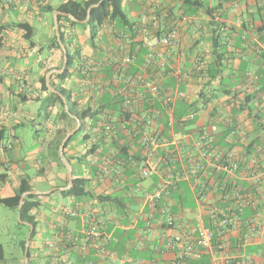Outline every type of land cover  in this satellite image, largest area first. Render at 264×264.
<instances>
[{
	"label": "crops",
	"instance_id": "crops-1",
	"mask_svg": "<svg viewBox=\"0 0 264 264\" xmlns=\"http://www.w3.org/2000/svg\"><path fill=\"white\" fill-rule=\"evenodd\" d=\"M67 1L0 0V196L13 197L23 180L32 188L27 196H33L32 202L39 207L30 213L37 224L29 248L31 264H124L126 260L125 264H171L181 250L171 239L183 233L195 240V218L201 215L205 224L212 219L215 226L211 213L223 210L229 211L233 225L223 236L216 232L215 257L225 264L243 260L264 264V0H123L129 24L106 23L97 39L98 52L113 46L119 34L135 40L137 50L143 40L178 33L176 48L153 78L164 91L181 92L183 98L175 100L173 109L191 106L195 119L184 118L179 132L166 130L165 136H177L181 170L194 155L195 142L203 133L220 154L233 153L239 169L221 172L222 185H232L228 197L218 193V175L213 176L210 168L199 174V185L194 186L177 177L181 170L177 176H165L157 156L150 162L158 172L141 178L142 150L137 139H129L119 129L122 121L112 107V94L106 91L96 98L91 91L85 94L78 60L65 81L56 78L62 74L64 50L54 44L55 18L60 16L59 6ZM20 24L31 31L19 28ZM60 24L71 54L78 48L85 57L96 55L86 28L65 20ZM45 36L53 40L43 60ZM145 53L143 48L139 51L138 64ZM101 75L110 78V70ZM43 80L48 91L43 89ZM52 84L64 88L80 111L104 107L96 125L93 119H86L82 133L65 149L74 177L88 180L87 195L81 198L64 196L58 190L69 185V178L57 159L60 147L58 152L56 147L62 136L63 143L76 130L79 120L61 117L60 106L51 103L50 92L64 97ZM167 117L161 111L157 123L164 126ZM103 121L117 127L114 139L100 127ZM28 125L35 128L36 148L23 154L19 131ZM36 153L47 159L45 164L33 159ZM253 156L259 165L252 170ZM104 168H108L107 175ZM168 181L172 185L159 206L174 216L176 226L170 230L164 218L152 215L142 193L134 190L140 184L153 192ZM204 186L201 197L199 188ZM172 195L185 196L189 206H175ZM66 209L74 210L76 216L68 217ZM16 214L18 225L28 227ZM92 224L98 227L96 235L88 234ZM202 261L209 264L211 256H203ZM0 264L25 261L20 257L8 262L5 254Z\"/></svg>",
	"mask_w": 264,
	"mask_h": 264
},
{
	"label": "built area",
	"instance_id": "built-area-1",
	"mask_svg": "<svg viewBox=\"0 0 264 264\" xmlns=\"http://www.w3.org/2000/svg\"><path fill=\"white\" fill-rule=\"evenodd\" d=\"M177 39L178 33L171 31L164 37L143 40L142 45L134 50L135 40H129V36L119 34L117 40H113V46H108L104 51L91 57H85L80 52L77 59L83 86L82 91L85 94L88 95L91 91L96 98L102 97L104 92L108 91L114 100L121 101V111L119 112L121 120L118 119V121L122 122L119 129L129 139H137L144 157L141 168V178L143 179L151 178L158 172L157 166L150 162L153 156H157V159L163 163L166 147H177L179 144L176 135H173L170 141L169 138L163 136L164 126L158 124L156 119L161 112L155 106L158 104L167 113V124L172 129L174 124L173 104L175 100L182 99L183 94L178 91L175 93L164 91L153 78L156 70L162 69L166 65V61L178 44ZM142 48L146 53L143 55V62L138 64L137 57ZM198 63L201 64V60ZM107 69L110 70V78L101 75ZM176 73L181 79V71L177 70ZM194 118V113L188 116V120ZM100 127L106 131L107 135L115 137L117 130L115 124H107L103 121ZM211 143L212 141L206 133L197 139L195 153L187 160L188 167L182 170L177 176L178 178L188 179L196 186L199 185V174L204 173L208 168L223 173H232L239 169L233 153L222 155L217 149H212ZM107 174L108 168H104V175ZM163 174L169 176L166 171H163ZM171 185L172 182H165L153 192L143 189L140 184H136L134 188L135 191L142 193L152 215L159 214L164 218V225L168 230L176 226V221L168 209L159 208V203L168 193ZM235 194L241 196L240 193L235 192ZM227 195L228 193L225 196ZM227 197L226 199H228ZM65 214L70 218L76 216V212L71 209H66ZM211 214H214L216 219L215 227L220 228V234L223 236L233 225L229 211L223 210L220 213L212 212ZM195 229L198 232L195 240L190 235L183 233L177 234L171 239L173 245L181 248L180 253L171 264H191L193 261L201 260L205 255L211 256L209 264H225L214 254L217 237L214 227L206 226L203 217L199 215L195 218ZM97 230V225L92 224L88 234L96 235L98 234ZM126 262L127 260L124 261V264ZM238 264L249 263L243 260Z\"/></svg>",
	"mask_w": 264,
	"mask_h": 264
},
{
	"label": "trees",
	"instance_id": "trees-1",
	"mask_svg": "<svg viewBox=\"0 0 264 264\" xmlns=\"http://www.w3.org/2000/svg\"><path fill=\"white\" fill-rule=\"evenodd\" d=\"M58 11L61 12L62 14L65 15H71L74 19H76L78 22L70 19L67 16H63L60 15L58 16V23H59V32H60V42L58 41V38L55 37V43L58 47L59 46H63L67 56H68V64L66 66V69L64 70V72L60 75H56V78L58 80H60L61 82L65 81L69 75V70L72 68V66L74 65V62L78 59L80 51L78 48H75V53L71 54L70 50H69V45L66 44V40H65V36L64 33L62 31V27H61V22L63 20L69 22L71 25H80L83 26L84 28H87L89 31V41L91 44L92 49L94 50V53L99 54L97 49H98V45H97V39L99 37V33L100 30L102 28V26L106 23H111V24H117L119 26H127L129 24V20L128 17L123 9V0H70L67 1L63 4H61L58 8ZM88 19L87 23H83ZM19 28L22 29H26L27 32L31 31V28L27 25H18ZM27 35V34H26ZM28 37V36H27ZM261 53V49L259 50ZM64 57V56H63ZM43 84V89L45 91H48V88L46 87V83L45 80H43L42 82ZM52 87L54 89H56L64 98L62 99L58 94H55L53 92H50V96L52 98L51 103L52 104H56L58 103L60 106V110H61V117H65V118H71V117H75L79 120L80 122V128L78 129V131L73 134L72 136H70L65 145H64V149H63V154H65V149L67 148V146L72 142V140L77 137L79 134L82 133L83 129H84V121L88 118L93 119L94 124L96 125V122H98V115L100 114L101 110H104V107H99L96 110H93L92 108H88L86 110L80 111L78 109V106L76 103H74L71 99L70 94L62 87H55L52 84ZM113 106L114 110L120 112L121 111V101L120 100H114L113 99ZM48 107V106H47ZM46 107V109H47ZM67 108V110H66ZM155 108L157 110H159V112L163 111L162 108L160 109V106L157 104L155 106ZM192 109L191 106L187 107L184 110V107L180 106L178 107V109H173V118H174V124L172 129H170L168 127L167 122L164 125V133L163 136L165 138H167L165 136V131L169 130V131H173L174 133L179 132L180 130V125H182L185 121L184 118L186 119V121L188 120V116L190 114H192L193 112H190V110ZM161 110V111H160ZM187 110V112H185ZM190 112L188 114L187 117H185V115ZM195 119V118H194ZM193 119V120H194ZM193 120H188V121H193ZM77 124L75 123L74 128H76ZM65 138V136L61 137V140L59 142V144L56 147V151L58 152L59 147L62 143V140ZM114 139V138H111ZM171 139H169L170 141ZM212 149H217V146L215 147L214 145H212ZM169 149H165L164 151V162H163V167L162 170L166 171L170 176H177L182 170L180 167V160L178 158V149L176 146H168ZM163 153V152H162ZM57 159L59 161V163L62 165L59 154L57 153ZM253 167L252 170L257 168V166L259 165L258 163V159L256 156H253L250 158ZM79 161H83L81 158H78ZM69 161V160H68ZM237 163V162H236ZM186 168L188 167V164L186 162ZM238 167H240V165L237 163ZM181 170V171H180ZM212 171V175H218V179L216 181V183H220V185L217 188L218 193L221 192L224 196L229 192L230 188L232 185L227 184V183H223L224 185H222V182L224 181V177L223 173L221 172H217L215 170H211ZM88 180L83 179V178H77L74 177L73 175V182H74V187L69 190V191H64L61 192L62 195L64 196H69V195H73L74 197L77 198H81L83 196L87 195L86 192V182ZM68 184V180L66 182V185ZM179 187V185H178ZM199 190L201 191V194H203L206 191V188H199ZM32 191V188L29 186L28 182L26 180H23L20 184V187L15 191V195L13 197H8V198H2L0 196V206H3L5 208L8 209H12L15 210L18 213L19 210V205H20V200L23 194L25 193H29ZM172 199L175 201V206H181L182 208H187L189 205L186 203V197L183 195H172L171 196ZM34 199L33 196H27L26 199L24 200V204L21 210V221L22 223H29L32 224L34 226V231L32 234V238H31V243L33 242L34 238H35V229H36V222L34 220V218L30 215L31 211H33L35 208L39 207V204L32 202V200ZM161 208V207H159ZM22 225V224H21ZM206 226L208 227H214L216 232H220L216 230V228L214 226V220H210V222L208 224H206ZM28 228V227H27ZM29 230V228H28ZM217 235V233H216ZM25 242L26 240L22 241L21 245H22V250H23V255L25 253ZM5 257V253H4V249L3 247L0 245V261L4 260ZM29 259H30V253H29ZM30 262V261H29ZM240 261H233L230 264H238ZM31 264V262H30ZM191 264H206L203 263L202 259L199 261H193Z\"/></svg>",
	"mask_w": 264,
	"mask_h": 264
},
{
	"label": "rangeland",
	"instance_id": "rangeland-1",
	"mask_svg": "<svg viewBox=\"0 0 264 264\" xmlns=\"http://www.w3.org/2000/svg\"><path fill=\"white\" fill-rule=\"evenodd\" d=\"M41 25H38L40 27ZM79 28H84L83 26L78 25ZM87 29V28H86ZM41 30V28H40ZM88 30V29H87ZM53 39H49L48 36H45L43 38L44 44L42 46V59H47L49 55V49L51 48ZM90 44V41H89ZM63 66V63L61 67ZM74 66V65H73ZM72 66V67H73ZM60 67V68H61ZM49 103L45 104V109L48 106ZM37 106L36 104H31V106ZM45 114V112H42V116ZM52 120H55V117L52 115ZM42 122L41 120H37V123ZM19 134L22 136L21 146L20 150L23 154L32 153L35 145H34V135H35V128L33 126L28 125L25 129L20 130ZM42 136L44 135V132L40 133ZM41 143V142H40ZM40 147V144L38 143L37 148ZM36 148V147H35ZM33 159L36 162H43L46 163V158L41 153H36L32 155ZM77 166L74 168L77 171ZM55 195L58 194V192L54 193ZM17 214L15 210L5 208L3 206H0V244L4 245L5 247V254L8 262H12L14 258H22L23 250L21 245V239L26 240L29 231L27 227L23 225H18V222L16 220ZM18 236V240L15 238ZM23 236V238H22ZM34 248L32 247V253Z\"/></svg>",
	"mask_w": 264,
	"mask_h": 264
},
{
	"label": "water",
	"instance_id": "water-1",
	"mask_svg": "<svg viewBox=\"0 0 264 264\" xmlns=\"http://www.w3.org/2000/svg\"><path fill=\"white\" fill-rule=\"evenodd\" d=\"M58 15H64V16H67L69 17L70 19L78 22L76 19H74L71 15H65V14H62L61 12H58L57 13ZM88 22V19L83 22V23H87ZM55 31H56V36L58 38V41L60 42V32H59V23H58V18H55ZM63 50H64V65H63V68L62 70H60V73H63L64 70L66 69V66L68 64V56H67V53L64 49V47L62 46ZM51 90L53 91L52 87H51ZM80 128V122L78 121V126L76 128V130H74V132L72 134H70L62 143V145L60 146V151H59V156H60V159H61V162L62 164L64 165V167L66 168V171H67V174H68V178H69V185L65 188H59L58 190L59 191H69L71 190L73 187H74V182H73V172H72V168H71V165L70 163L66 160L64 154H63V149H64V145L67 141V139L75 134L78 129ZM27 194L29 193H25L22 195L21 197V200H20V205H19V210H18V217H19V220L20 222L21 221V210H22V207H23V204H24V200L27 196ZM29 228H30V231H29V235L26 239V242H25V253H24V261H25V264H30L29 262V248H30V243H31V238H32V234H33V231H34V226L32 224H29V223H25Z\"/></svg>",
	"mask_w": 264,
	"mask_h": 264
}]
</instances>
